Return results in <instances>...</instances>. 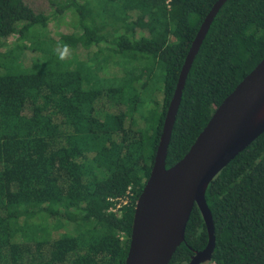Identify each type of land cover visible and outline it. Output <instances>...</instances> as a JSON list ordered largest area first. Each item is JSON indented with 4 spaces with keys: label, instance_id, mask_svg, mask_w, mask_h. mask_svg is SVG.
I'll list each match as a JSON object with an SVG mask.
<instances>
[{
    "label": "trees",
    "instance_id": "obj_1",
    "mask_svg": "<svg viewBox=\"0 0 264 264\" xmlns=\"http://www.w3.org/2000/svg\"><path fill=\"white\" fill-rule=\"evenodd\" d=\"M49 1L74 32L55 40L48 15L0 0V47L14 36L0 50V264H124L169 101L216 0ZM27 47L40 58L25 65ZM263 56L264 0H226L187 73L166 167ZM106 63L120 74L101 76ZM207 187L215 243L201 264H264V131ZM207 241L194 204L168 264Z\"/></svg>",
    "mask_w": 264,
    "mask_h": 264
},
{
    "label": "water",
    "instance_id": "obj_2",
    "mask_svg": "<svg viewBox=\"0 0 264 264\" xmlns=\"http://www.w3.org/2000/svg\"><path fill=\"white\" fill-rule=\"evenodd\" d=\"M216 0L191 43L169 101L150 173L133 213L124 264H168L184 233L193 205L204 219L208 241L187 264L211 257L215 236L205 196L209 182L242 149L264 131V56L214 109L187 152L166 167L167 148L187 73L216 13Z\"/></svg>",
    "mask_w": 264,
    "mask_h": 264
},
{
    "label": "rangeland",
    "instance_id": "obj_3",
    "mask_svg": "<svg viewBox=\"0 0 264 264\" xmlns=\"http://www.w3.org/2000/svg\"><path fill=\"white\" fill-rule=\"evenodd\" d=\"M24 1L30 7H32L36 12H42L43 14L48 15L50 17V19L48 20L47 28H48V31L50 32V36L53 39L56 40L59 37L60 33H72L75 31L73 27L65 23L70 18L69 11H65L62 15H59V16H52L55 12V6L49 0H24ZM13 39H14L13 35H9L7 38L2 39L1 41L4 44L0 47V50L6 51L8 49L7 47H11ZM107 44L108 43L103 42L101 45L106 47ZM96 48H97L96 46H92L91 49H89L86 54L85 52L79 53L76 55V58L82 59V58L89 57L94 53ZM59 54L62 56L63 59H66L67 57H69L68 54H66V50L64 49H60ZM20 57H21L22 62L26 65V64H30L33 60L40 58V53L38 51L32 50L31 48L27 47V48L21 49ZM73 65L74 64H72V66ZM2 70L3 69L0 67V71ZM119 74H120V68L112 63H109V64L106 63L103 66L102 70L100 71V75L105 76V77H108L110 75H119ZM148 93H145L143 95L144 99L148 100L147 98ZM136 117L137 119H139L138 114H136ZM128 120L129 119L127 118L126 122ZM57 230L61 231V229H57ZM59 231H57V233Z\"/></svg>",
    "mask_w": 264,
    "mask_h": 264
}]
</instances>
